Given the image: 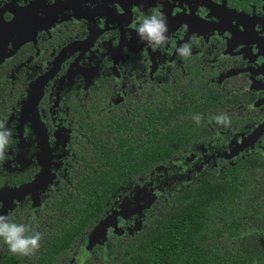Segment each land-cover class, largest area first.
Returning <instances> with one entry per match:
<instances>
[{
    "label": "flooded vegetation",
    "instance_id": "1",
    "mask_svg": "<svg viewBox=\"0 0 264 264\" xmlns=\"http://www.w3.org/2000/svg\"><path fill=\"white\" fill-rule=\"evenodd\" d=\"M157 8L168 41L153 48L135 26ZM185 44L186 58L177 52ZM167 93L189 95L197 143L112 194L99 239L140 230L149 200L166 187L247 156L264 160V0H0V122L12 133L0 162V215L26 225V235L54 231L82 159L96 149L97 109L127 122L133 101ZM219 115L230 125L217 124ZM94 225L67 264L104 246L80 253Z\"/></svg>",
    "mask_w": 264,
    "mask_h": 264
},
{
    "label": "trees",
    "instance_id": "2",
    "mask_svg": "<svg viewBox=\"0 0 264 264\" xmlns=\"http://www.w3.org/2000/svg\"><path fill=\"white\" fill-rule=\"evenodd\" d=\"M191 103L187 93L148 95L132 102L127 122L118 114L98 116L97 109L96 149L82 159L73 194L61 201L65 216L54 231L38 232L35 254L0 250V264H67L112 194L146 181L197 143ZM164 189L151 197L140 230L101 238L104 246H95L82 264H264V160L247 156Z\"/></svg>",
    "mask_w": 264,
    "mask_h": 264
},
{
    "label": "clouds",
    "instance_id": "3",
    "mask_svg": "<svg viewBox=\"0 0 264 264\" xmlns=\"http://www.w3.org/2000/svg\"><path fill=\"white\" fill-rule=\"evenodd\" d=\"M135 31L141 40L148 42L153 48L164 46L168 37L167 17L164 13L157 9H153L149 15L138 18V23L135 26ZM177 52L182 57H188L191 54V45L185 44L177 49ZM199 123L200 117H194ZM217 124L225 127L230 125V117L227 115H219L213 118ZM12 133L6 129L3 122H0V162L6 159L5 152L10 144ZM29 228L24 224L9 222L8 217L0 215V239L8 246V251L14 255L31 256L40 248L41 235L35 232L31 235H26Z\"/></svg>",
    "mask_w": 264,
    "mask_h": 264
},
{
    "label": "rangeland",
    "instance_id": "4",
    "mask_svg": "<svg viewBox=\"0 0 264 264\" xmlns=\"http://www.w3.org/2000/svg\"><path fill=\"white\" fill-rule=\"evenodd\" d=\"M164 178H166L165 176H163ZM150 201V200H149ZM149 203V202H148ZM147 207V206H146ZM109 219H106V221H104L103 223H101L96 229H94L92 231V233L89 235L88 240L86 241V244L84 245V247L81 249L82 254L87 253V251L90 249V247L95 244L96 242H100L99 236L102 235L104 233V227L106 226V224L109 223L108 221ZM113 220V217H112ZM103 229V230H102ZM117 233V232H116ZM80 254V255H82ZM70 264H72L70 262Z\"/></svg>",
    "mask_w": 264,
    "mask_h": 264
},
{
    "label": "water",
    "instance_id": "5",
    "mask_svg": "<svg viewBox=\"0 0 264 264\" xmlns=\"http://www.w3.org/2000/svg\"><path fill=\"white\" fill-rule=\"evenodd\" d=\"M98 226V225H97Z\"/></svg>",
    "mask_w": 264,
    "mask_h": 264
}]
</instances>
